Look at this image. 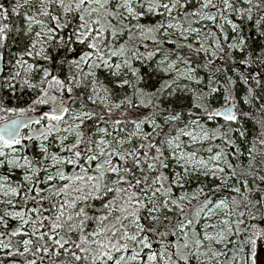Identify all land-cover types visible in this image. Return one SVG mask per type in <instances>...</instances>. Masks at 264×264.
<instances>
[{"label": "snow or ice", "instance_id": "6c2138e0", "mask_svg": "<svg viewBox=\"0 0 264 264\" xmlns=\"http://www.w3.org/2000/svg\"><path fill=\"white\" fill-rule=\"evenodd\" d=\"M0 264H264V0H0Z\"/></svg>", "mask_w": 264, "mask_h": 264}]
</instances>
